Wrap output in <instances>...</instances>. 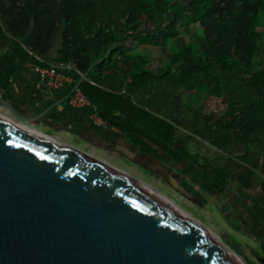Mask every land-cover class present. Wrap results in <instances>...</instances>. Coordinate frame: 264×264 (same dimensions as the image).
Instances as JSON below:
<instances>
[{"label":"trees","instance_id":"trees-1","mask_svg":"<svg viewBox=\"0 0 264 264\" xmlns=\"http://www.w3.org/2000/svg\"><path fill=\"white\" fill-rule=\"evenodd\" d=\"M262 11L264 0H0V24L16 48L27 36L28 48L41 56L64 25V51H71L64 54L78 59L77 67L86 74L79 88L103 120L135 142V126L154 135L159 145L173 143L177 133L206 141L218 150L221 164L214 169L207 164L203 176L223 181L237 177L233 158L226 154L231 148L236 146L243 161L264 152V65L254 69L263 51L257 30ZM190 24L200 26L203 33L196 58L188 46L182 64L167 65L162 74L153 75L141 68L143 62L136 56L126 90L121 77L105 68L104 63L140 46L167 44ZM81 78L74 75L75 83ZM112 83L117 90L112 91ZM200 85L226 105L212 123L215 117L192 111L182 99ZM183 154L189 157L188 152ZM247 173L259 179L253 171ZM238 177L246 187L249 181ZM260 246L264 254V243ZM252 255L264 264V255L255 250Z\"/></svg>","mask_w":264,"mask_h":264},{"label":"water","instance_id":"water-1","mask_svg":"<svg viewBox=\"0 0 264 264\" xmlns=\"http://www.w3.org/2000/svg\"><path fill=\"white\" fill-rule=\"evenodd\" d=\"M0 106L24 123L43 115ZM0 264L243 263L209 221L116 161L0 116Z\"/></svg>","mask_w":264,"mask_h":264},{"label":"rangeland","instance_id":"rangeland-1","mask_svg":"<svg viewBox=\"0 0 264 264\" xmlns=\"http://www.w3.org/2000/svg\"><path fill=\"white\" fill-rule=\"evenodd\" d=\"M161 24L162 22L157 23L154 28L159 27ZM64 27V25L59 27L54 38L58 41L60 37V52L63 54V57H66L64 53L71 51H64L66 44ZM257 30L260 33L263 51L260 62L254 63V69L262 68L264 65V11L261 12L259 17ZM202 40L203 33L201 27L196 24H190L182 28L180 34L171 39L167 44L140 46L134 53L121 55L115 59V62L113 61L114 63L106 62L104 66L112 71V75H119L121 77V83H123V88L126 90L125 83L129 80V73L136 68V56H139L143 62L142 69L150 74L160 75L164 72L167 65L176 68L184 62L182 54L184 48L188 46L192 48L194 57L196 58ZM19 42L21 43V41ZM129 45L130 42L125 46L127 47ZM67 60L76 66L78 64V59L76 58L68 57ZM119 76L118 78H120ZM110 85L112 91L117 90L116 83ZM182 99L192 111L209 117H215L210 123L223 115L226 109L222 97L215 95L206 85H200L194 91L183 94ZM0 109L11 114L4 107H0ZM10 114L8 116L10 118L12 117V120L19 121L18 118ZM3 116L5 115L3 114ZM134 129L137 131L135 133L138 138L137 143L133 137L128 138L127 135L125 137H127L131 144L125 140L123 141L131 150H136L135 152L140 156L138 160H129L115 150L95 147L91 144L83 143L80 139L72 138V142L68 141V143L78 150L88 149L116 161L142 178L164 196L192 209L209 221L223 244L231 251L240 255L246 263L249 261L251 264H260V261L253 257L252 251H257L261 256L264 255L260 246L261 237L252 229L254 225L256 228L263 226L259 227L253 223L256 220L258 221L256 218L247 219L244 210L246 206L251 209V206L253 207L255 205V201L259 203L257 198L261 195L258 193L264 191V165L262 163V160H264V152L261 154L255 153L249 160L243 161L239 158L240 154L235 146L227 151L226 154L233 158L232 165L236 169L237 177H230L223 181L220 179L215 181L213 176H210L212 180H207L203 176L207 172L206 165H211L214 169L215 166L221 164V159L217 157L219 154L218 150L209 143L196 136H191L190 133L189 136L191 138L185 137V134L177 133L173 143L159 145L156 143L154 135H148L137 126ZM138 140L145 144L138 142ZM183 151L188 152L189 157L184 155ZM193 158L197 159V163L192 161ZM256 162H258L257 167L254 168ZM248 170L253 171L261 179L257 181L253 175L248 176ZM170 176L179 185L183 186L188 194H190L189 197L184 196L173 188L169 182ZM238 176H241V180L246 179L249 181L246 187L241 182L238 184ZM248 193L250 197L246 196ZM236 199L238 200L236 201ZM261 204L264 206V202ZM262 230L264 233V229Z\"/></svg>","mask_w":264,"mask_h":264},{"label":"crops","instance_id":"crops-1","mask_svg":"<svg viewBox=\"0 0 264 264\" xmlns=\"http://www.w3.org/2000/svg\"><path fill=\"white\" fill-rule=\"evenodd\" d=\"M30 33L31 30L28 34ZM59 38L58 41L53 38L50 48L44 54L47 60L65 58L60 52L61 41ZM20 41L27 44V36ZM70 92V88H64L49 94L45 93L44 88L39 85L38 76L35 74L28 57L19 47L14 46L13 40L4 33L0 24V97L10 101L21 115L31 117L43 113L39 119L34 120L32 123H24L21 120L18 122L41 127L51 137L75 150L78 149L68 143V141L72 142V138L80 139L83 143L107 150H109L107 145L116 143L118 137L129 142L125 139L127 138L125 137L126 134L118 126H110L108 122L103 120L98 114L97 108L90 102L88 106L83 108L71 106L67 99ZM3 114L4 117L10 118L8 116L9 112L0 109V116H3ZM11 119L13 118L11 117ZM258 178L261 179L259 176ZM258 194L261 195L257 198L259 203L255 201L254 208L251 206V209L246 206L244 213L247 219H258V221L253 222L254 224L259 227L263 226L256 228L254 225L252 229L261 237L260 242H263L264 206L261 203L264 202V191ZM246 196L250 197L249 193Z\"/></svg>","mask_w":264,"mask_h":264},{"label":"built area","instance_id":"built-area-1","mask_svg":"<svg viewBox=\"0 0 264 264\" xmlns=\"http://www.w3.org/2000/svg\"><path fill=\"white\" fill-rule=\"evenodd\" d=\"M20 50L28 57L35 74L38 76L39 85L44 88L45 93L49 94L64 88H70L69 103L75 108H83L89 105V101L80 88L75 86L74 75L83 77L79 68L65 58L47 60L44 56L35 54L28 46L21 42ZM92 85L94 82L89 81Z\"/></svg>","mask_w":264,"mask_h":264},{"label":"flooded vegetation","instance_id":"flooded-vegetation-1","mask_svg":"<svg viewBox=\"0 0 264 264\" xmlns=\"http://www.w3.org/2000/svg\"><path fill=\"white\" fill-rule=\"evenodd\" d=\"M125 138V137H124ZM126 140H128L127 138H125ZM129 141V140H128ZM128 143H130L131 144V142L129 141ZM115 145H124V146H126L127 144L126 143H124V141L121 139V138H119L118 137V140H116V143H111V144H108L107 145V147H108V149H110V150H115L114 149V147H115ZM126 147H128V146H126ZM129 148V147H128ZM129 149H131V148H129ZM116 151V150H115ZM134 151H136V150H134ZM137 153V152H136ZM138 158H140V156H139V154L137 153V156H136V160H138Z\"/></svg>","mask_w":264,"mask_h":264},{"label":"bare ground","instance_id":"bare-ground-1","mask_svg":"<svg viewBox=\"0 0 264 264\" xmlns=\"http://www.w3.org/2000/svg\"><path fill=\"white\" fill-rule=\"evenodd\" d=\"M222 242V241H221ZM223 243V242H222ZM233 252V251H232ZM233 253H235V252H233ZM237 256H238V258L241 260V262L243 263V264H247L246 262H245V260L240 256V255H238L237 253H235Z\"/></svg>","mask_w":264,"mask_h":264}]
</instances>
